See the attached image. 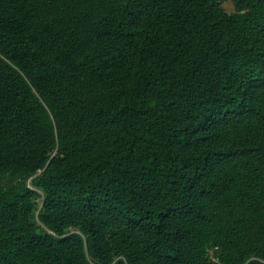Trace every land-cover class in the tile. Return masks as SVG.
I'll use <instances>...</instances> for the list:
<instances>
[{
	"label": "trees",
	"instance_id": "1",
	"mask_svg": "<svg viewBox=\"0 0 264 264\" xmlns=\"http://www.w3.org/2000/svg\"><path fill=\"white\" fill-rule=\"evenodd\" d=\"M0 0V264H264V0Z\"/></svg>",
	"mask_w": 264,
	"mask_h": 264
},
{
	"label": "rangeland",
	"instance_id": "2",
	"mask_svg": "<svg viewBox=\"0 0 264 264\" xmlns=\"http://www.w3.org/2000/svg\"><path fill=\"white\" fill-rule=\"evenodd\" d=\"M222 7L228 13H233L234 8L231 0H222Z\"/></svg>",
	"mask_w": 264,
	"mask_h": 264
}]
</instances>
